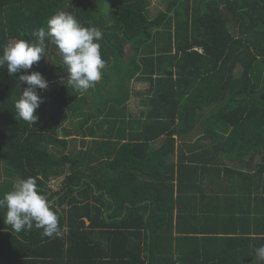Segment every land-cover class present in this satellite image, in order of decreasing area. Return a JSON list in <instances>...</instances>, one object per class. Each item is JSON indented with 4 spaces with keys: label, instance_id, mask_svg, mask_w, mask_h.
<instances>
[{
    "label": "trees",
    "instance_id": "trees-1",
    "mask_svg": "<svg viewBox=\"0 0 264 264\" xmlns=\"http://www.w3.org/2000/svg\"><path fill=\"white\" fill-rule=\"evenodd\" d=\"M149 1L0 0V54L63 11L102 30L107 61L102 80L79 95L61 81L49 44L30 70L56 80L38 90L36 125L15 119L19 74L0 68V161L17 180L36 177L46 196L64 176L47 198L58 197L61 235L15 233L0 210V264H264V54L255 50L264 0H169L176 21L149 17ZM85 6L90 19L78 12ZM133 80L147 87L134 94ZM70 118L76 130L64 126ZM78 133L75 155L50 151ZM192 135L171 159L178 138ZM219 182L226 188L207 189Z\"/></svg>",
    "mask_w": 264,
    "mask_h": 264
},
{
    "label": "clouds",
    "instance_id": "clouds-1",
    "mask_svg": "<svg viewBox=\"0 0 264 264\" xmlns=\"http://www.w3.org/2000/svg\"><path fill=\"white\" fill-rule=\"evenodd\" d=\"M29 35L32 39H16L2 46L0 68L6 67L10 76L19 74L15 119L36 125L40 119L37 110L44 102L38 90H49L50 83L41 72L30 70L42 57L47 58L49 44L55 46L61 68L67 74L61 81L67 80L64 85L79 95L102 80L107 61L101 51L102 30L94 25L84 26L71 13H54L45 25L33 29ZM0 210L4 211V224L15 233L35 229L41 237L61 235L58 213L38 187L36 177L14 180L12 189L0 197ZM257 253L264 258V246Z\"/></svg>",
    "mask_w": 264,
    "mask_h": 264
},
{
    "label": "rangeland",
    "instance_id": "rangeland-1",
    "mask_svg": "<svg viewBox=\"0 0 264 264\" xmlns=\"http://www.w3.org/2000/svg\"><path fill=\"white\" fill-rule=\"evenodd\" d=\"M168 1L169 0H150L149 6L147 8L148 16L151 18H154L160 12L163 11V12H168V15H170L173 18V20L176 21V17H177L176 12L168 10V5H167ZM92 4H93V2L89 3V5H92ZM90 7L91 6H89V7L85 6V7L79 8L78 12L83 19H90L92 17V11H91ZM262 19L264 20V17ZM174 24H175V22H174ZM172 27H173V31L175 32L176 24H175V26H172ZM175 39H176V37L174 38V41H175ZM255 50L259 55L264 54V45H260ZM126 52L128 54L131 53V49L129 48L128 45H127ZM66 75L67 74L65 73V75L63 77H66ZM52 81L49 80V83H50L49 88L54 87L56 80H52ZM130 86L132 87L134 94L136 91H144L145 88L147 87L146 84L141 83V82H137L135 80H133L131 82ZM87 96H88V100H89L88 103H90L89 104V106H90L91 105V99H90L91 96H90V94H87ZM134 96H136V95H134ZM139 100H140V95L133 97V105H131V108L138 110L140 107ZM92 101H93V99H92ZM75 105H76V103H75ZM77 105H79V106H76L78 111L81 109L87 110L86 105L83 108L80 107L82 105H81V103H79V101H77ZM76 107H75V110H76ZM64 126L67 127L68 129H72V130L75 129L76 130L77 119H75V118L67 119L64 122ZM81 140H82V137L78 133V136L70 137V142H69L68 148H64L63 146H60L56 150L50 148V151L55 153V154H69V155L73 156L77 153V151H79L82 148ZM163 141H164V139L162 138L158 143L155 144V146L159 147V145L161 143H163ZM192 141H193V135L190 136L188 139L187 138H184V139L178 138L177 145H176V152H175V155L171 156V159L177 161V158H178L180 152L184 151L186 149L185 145H189ZM202 142H206V140H203ZM260 158L261 157H259V156L246 157L247 160L252 161L254 163L260 161ZM12 174H13L12 171L6 166L5 162L0 161V191L6 192L7 190L10 189V183L13 184L14 180H17L16 177H14ZM63 178H64V176H61V177L53 180L51 182V189H62ZM217 186H218V184H217ZM211 188L217 189V188L212 187V185H209L207 187V189H211Z\"/></svg>",
    "mask_w": 264,
    "mask_h": 264
},
{
    "label": "crops",
    "instance_id": "crops-1",
    "mask_svg": "<svg viewBox=\"0 0 264 264\" xmlns=\"http://www.w3.org/2000/svg\"><path fill=\"white\" fill-rule=\"evenodd\" d=\"M225 183V182H224ZM219 185L216 187L217 189H221L222 187H223V189H225L226 188V186L224 185V186H222V184H221V182H219L218 183ZM222 186V187H221ZM212 189V188H211ZM61 189H58V190H54V189H51V191H49L48 192V194H47V198L50 196V194L52 193V192H58V191H60ZM56 199H58V197H55L54 199H52L51 201H49L50 202V204H52Z\"/></svg>",
    "mask_w": 264,
    "mask_h": 264
},
{
    "label": "built area",
    "instance_id": "built-area-1",
    "mask_svg": "<svg viewBox=\"0 0 264 264\" xmlns=\"http://www.w3.org/2000/svg\"><path fill=\"white\" fill-rule=\"evenodd\" d=\"M52 181H53V180H52ZM52 181L49 182L50 187H51V182H52ZM54 190H55V189H54ZM56 190H58V189H56Z\"/></svg>",
    "mask_w": 264,
    "mask_h": 264
}]
</instances>
